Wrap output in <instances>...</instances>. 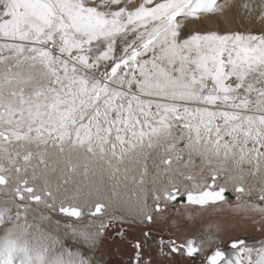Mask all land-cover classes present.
<instances>
[{
  "label": "snow or ice",
  "instance_id": "6c2138e0",
  "mask_svg": "<svg viewBox=\"0 0 264 264\" xmlns=\"http://www.w3.org/2000/svg\"><path fill=\"white\" fill-rule=\"evenodd\" d=\"M134 2L0 0V264H96L44 222L68 218L72 243L95 248L115 217L105 203L81 202L82 187L70 194L62 185L82 176L87 186L105 165L119 172L161 145L177 162L172 169L171 155L161 159L165 175L183 179L157 191V211L185 199L223 206L233 182L238 199L260 202L238 207L264 215V34L182 38L177 18L219 12L217 0ZM185 151L189 164L199 156L209 173L179 171ZM61 164L70 175L53 186ZM249 176L258 187L246 186ZM211 242L159 244L164 255L193 257ZM231 248H215L206 264H264V242Z\"/></svg>",
  "mask_w": 264,
  "mask_h": 264
},
{
  "label": "rangeland",
  "instance_id": "374dc122",
  "mask_svg": "<svg viewBox=\"0 0 264 264\" xmlns=\"http://www.w3.org/2000/svg\"><path fill=\"white\" fill-rule=\"evenodd\" d=\"M139 3L141 0H135L132 7L138 6ZM217 3L222 9L219 12L204 14L199 19L183 20L178 17V21L182 22L181 37L186 38L196 32L264 34V0H217ZM148 151L150 155L120 165V171L116 173L105 165L102 173L97 172L87 178V186L80 183L84 179L82 176L76 178L77 183L62 185V188L70 189V194H75V189L82 187L81 202L87 201L89 205L97 201L105 203L107 215L110 218L115 217L109 220V226L105 229L98 247L90 248L87 245L72 243V234L64 225L68 218L61 217L59 225L55 220L45 221L44 224L60 233L67 232L66 247L77 251L85 249L87 256L96 264H137V253L140 255V264H206V256L217 247L227 253L234 251L231 248L234 241L245 240L250 244L264 242V215L238 207L244 200L249 204L253 200L260 202L255 196L238 199L233 182H228L227 191H230L235 199H226L223 206H208L202 209L194 205L177 203L175 206L169 204L163 207L161 202L162 210L157 211V202L154 199L157 191L165 186L169 179L179 181L183 177L174 176L172 170L165 175L164 169L168 166L160 162L165 155L173 157L172 169L177 168L175 153H168L166 145ZM184 157L185 166L179 168V171L193 175L209 173V166L199 156H193L191 164L187 162V151ZM55 158L56 154L51 153L50 161ZM73 159L75 161V157ZM37 163L38 161H33L34 165ZM145 164L147 175L144 174ZM30 175L31 170L29 178ZM63 175L70 173L61 164L59 170L52 176L53 186L62 180ZM141 179L143 183H140ZM246 181V186L256 185L254 177H246ZM14 183L15 181L13 185ZM2 195L3 193H0V196ZM149 215L152 217L151 221L147 219ZM93 226H99L98 219ZM199 238H211L212 241L205 244L203 255L188 257L180 253L170 255L161 253L160 239L182 243L187 239ZM137 243L140 244L139 249L135 247ZM168 251L165 248V252Z\"/></svg>",
  "mask_w": 264,
  "mask_h": 264
},
{
  "label": "water",
  "instance_id": "95a60500",
  "mask_svg": "<svg viewBox=\"0 0 264 264\" xmlns=\"http://www.w3.org/2000/svg\"><path fill=\"white\" fill-rule=\"evenodd\" d=\"M225 196H226V199H229V200L235 199V197L233 196V194L230 191H226ZM179 204H182V205L187 204L186 199L181 200V202H179Z\"/></svg>",
  "mask_w": 264,
  "mask_h": 264
},
{
  "label": "bare ground",
  "instance_id": "6f19581e",
  "mask_svg": "<svg viewBox=\"0 0 264 264\" xmlns=\"http://www.w3.org/2000/svg\"><path fill=\"white\" fill-rule=\"evenodd\" d=\"M159 157V156H158ZM235 197V196H234ZM228 200V199H227ZM200 207V206H199ZM68 248V247H67ZM71 250V249H70ZM73 253H75V252H77V250H75V249H72L71 250ZM232 251H229V252H227V253H231ZM89 257V256H88Z\"/></svg>",
  "mask_w": 264,
  "mask_h": 264
},
{
  "label": "flooded vegetation",
  "instance_id": "af4514ba",
  "mask_svg": "<svg viewBox=\"0 0 264 264\" xmlns=\"http://www.w3.org/2000/svg\"><path fill=\"white\" fill-rule=\"evenodd\" d=\"M199 207V206H198Z\"/></svg>",
  "mask_w": 264,
  "mask_h": 264
}]
</instances>
